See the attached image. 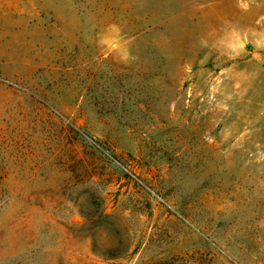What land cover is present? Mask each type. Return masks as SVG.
<instances>
[{
	"label": "rangeland",
	"instance_id": "374dc122",
	"mask_svg": "<svg viewBox=\"0 0 264 264\" xmlns=\"http://www.w3.org/2000/svg\"><path fill=\"white\" fill-rule=\"evenodd\" d=\"M0 264H264V0H0Z\"/></svg>",
	"mask_w": 264,
	"mask_h": 264
}]
</instances>
